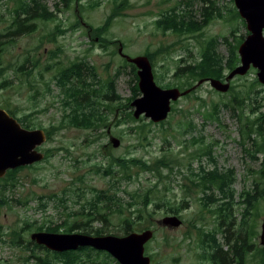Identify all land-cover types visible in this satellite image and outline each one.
<instances>
[{
    "label": "rangeland",
    "instance_id": "rangeland-1",
    "mask_svg": "<svg viewBox=\"0 0 264 264\" xmlns=\"http://www.w3.org/2000/svg\"><path fill=\"white\" fill-rule=\"evenodd\" d=\"M117 1H126V7L100 37L93 28L106 22L115 7V0H73L69 6H66V1L63 0H41L50 11L55 12V18L48 21L37 18L38 20L34 21L38 24L37 29L33 33L16 35L15 29L12 28L10 36L2 39L15 38L16 42L6 45L2 54L5 61L3 64L1 60L0 68L14 69L17 60L19 59V63L24 62L30 53V58L40 59V65L35 68L32 66L33 61L28 63L27 68L34 69L29 80L22 78L21 73L16 77L8 70L10 87L0 90V105L8 106L19 116L30 113L32 119L43 127L50 128L52 125H58L65 114L60 89L51 81L60 67L70 66L73 62L87 61L96 67L102 81L114 78L116 93L121 96L120 103L127 104L132 92L134 81H131L134 73L127 65V59L119 52L121 46L123 53L130 57L145 55L147 51L155 53L162 47L170 46L167 53L155 55V67L153 66L155 79L162 86L173 79L178 61L190 63L196 60L210 38L217 39V52L227 57L229 49L224 38L235 43V37L245 39L247 36V30L241 21L238 18H231L235 7L234 0ZM183 1L186 4H182L180 10L185 12L187 19V14H191L197 23L203 22L205 16L201 12L205 7L210 8L212 2L215 8H221L224 16L215 14L208 25L197 33L178 35L171 31L163 32L156 26L155 21L166 10ZM97 2L98 5L91 6ZM16 5V0H0V33L7 32V28L11 26L12 12ZM205 14L208 15L207 12ZM57 26L64 32L57 31ZM52 34L57 36L55 41H50ZM103 42H107L105 46ZM53 52H56L57 56L50 60ZM9 62L12 63L10 66ZM48 62L52 66L45 70ZM166 70L167 77L162 81L157 74L165 73ZM257 71L251 67L246 75L240 76L242 78L236 77L232 83L248 86L258 80ZM225 73L228 74L229 70L227 69ZM87 77L90 82L91 76L87 74ZM254 86L259 92L253 94L251 99L246 97L243 107L233 103L234 92L221 93L213 89L209 83H204L194 94L173 102L172 107L175 109L170 112L167 120L162 121L165 124L154 123L144 117L143 120L134 123L126 122L121 105L117 116L106 111L111 122L109 127L80 129L65 126L54 133L52 141L43 145L44 149H50L54 154L49 160H43L35 167L19 170L15 187L9 185L4 188L5 176L0 178V196L8 199V203L0 208V236L5 240V242L0 240V264H36L33 261L27 262V253L10 242L14 231L21 233L25 243L31 241V234L37 231L36 227L43 222L62 224L69 219L78 220L83 224L85 214L89 211L86 201L94 195L93 189H109L111 193L116 190L117 194L114 195L122 202L120 215L116 212L109 214L111 210H101L109 220L103 225L104 235L120 234L119 226L124 222L120 218L123 215L138 217L130 214L133 209L128 204L140 203L143 200L142 196L147 192L146 189L151 183L156 182L158 177L154 172L145 171L139 176H133V180H126L119 166L111 168L109 165L112 156L143 159L151 163L161 159L165 154L171 156L174 153L178 162L181 161L179 165L176 164L170 176L172 180L164 179L159 185V188H162L163 185L169 184L171 191L166 193L164 198L152 196L149 201L150 207L142 208L143 211L138 213L143 215L147 223H151L153 215L160 218L165 214V205L157 206L153 201L170 200L171 203L168 205L176 207L177 210L181 209L183 219L189 220L194 227L196 224L204 226L199 220L204 221L207 218L210 206L205 204L206 196L212 194L216 198L220 192L214 188H211L213 192L211 189L203 191L199 190V187L195 188L193 183L203 182L198 177L194 182L189 165L191 164L195 172H200L202 166L206 171L218 169L224 172L232 169L235 182L232 187L234 198L231 201L233 206L229 221L242 222L241 226L245 232L244 220L249 219L250 231L255 229L260 234L264 219V198L259 199L249 210L251 213L245 216L243 213L248 204L242 201L241 196L244 190L253 188L254 181H259V170L264 160V152L257 151L262 141L258 130L262 131L264 136V85L259 82L254 83ZM222 102H228L229 106H224ZM215 103L221 104L218 120L209 117V114L213 113ZM115 117L121 121L119 126L113 124ZM248 120L250 128L254 129L249 140L242 134L243 126ZM111 136L121 140L118 147L110 143ZM195 140L201 142L194 143ZM203 151H208V154H203L201 158L193 156ZM249 152L254 153V158ZM210 156L215 160L214 163L211 162ZM111 169L116 170L114 176L107 173ZM137 169L135 167L133 170ZM164 170L165 174H169L168 169ZM113 182L115 189L111 188ZM187 187L193 188L191 197L185 194L184 190H188ZM55 195L59 196L51 197ZM63 195H66L67 199L65 205L60 201ZM183 198L191 200L186 207H180ZM201 199L203 202L200 203ZM116 208L112 207L114 211ZM148 211L153 214L147 215ZM26 223H29L30 227H27ZM93 224L95 228L101 226L97 222ZM134 224L139 225V220ZM82 228V226L76 228L73 232H81ZM180 236L181 233L171 230L157 233L145 246L146 254L152 258L151 264H199L200 249L194 247L199 238L194 233L187 239ZM257 240L260 241L259 235ZM37 251L46 257L44 251ZM258 256L261 260V253H258ZM49 257L52 258L51 255Z\"/></svg>",
    "mask_w": 264,
    "mask_h": 264
},
{
    "label": "trees",
    "instance_id": "trees-1",
    "mask_svg": "<svg viewBox=\"0 0 264 264\" xmlns=\"http://www.w3.org/2000/svg\"><path fill=\"white\" fill-rule=\"evenodd\" d=\"M66 1V6H69L70 3L73 0H63ZM207 1V0H206ZM16 7L12 12V19L13 23L11 26L7 28L8 31H11L12 28L15 29L14 33L17 34H23V33H33L37 29V22H34L35 20H38L37 18H41L43 21L52 20L55 18V12L50 11L49 8L41 2V0H16ZM99 2L92 4L91 6L98 5ZM186 4L184 1L179 2L177 5L173 6L172 8L166 10L164 13L161 14V17L155 21L156 26L161 29L163 32L171 31L178 35L183 34H192L197 33L199 31H202L203 28L208 25V23L211 21V19L214 17L215 14L223 17L221 8H215L214 2H212L210 8H203L204 11L201 12L205 17L202 23H197L196 20H194V17L191 14L188 15V19L186 18V14L184 11H181V5ZM190 4V3H189ZM189 4H187L189 6ZM192 4V3H191ZM126 7V1H117L115 0V7L112 11V13L108 16L106 19V22L103 25H100L96 27L93 30L96 31V34L100 37L102 34L107 31L109 26L111 25L113 19L121 14V11ZM216 11V13H215ZM208 13L206 16L205 13ZM232 12V11H231ZM231 15V13H230ZM240 15L237 11V9L234 7L231 18H238ZM228 19V18H227ZM57 31L64 32L61 27L57 26ZM235 31L232 32L234 35ZM246 34H248V31H246ZM7 37L8 34H5ZM10 36V35H9ZM3 34L0 33V64L2 59L3 51L6 49V45L8 43L14 44L16 42V39L11 38L10 40H3L2 39ZM56 34H52V40H56ZM236 42L233 43L229 41L228 38H224V42L228 45L229 49V55L227 57H223L221 54L217 52V46L218 41L216 38H210L206 41L204 46L202 47V51L198 58L190 63H184V60L178 61V64L176 66V70L173 76L172 80H169L167 84H163V87H179L181 90H185L188 88H191L196 84L197 81L200 79H206V78H218V79H224L227 74L225 71L228 69L229 71L235 68L240 61V57L238 55V47L243 42V37H235L234 39ZM105 43V44H104ZM107 42H103V45L105 46ZM108 43H111V41H108ZM113 43V42H112ZM169 47L167 46L165 48H160L158 51L151 52L147 51L145 55L149 56L151 59L153 66L155 67V55L157 53H167L169 51ZM39 49V46L36 47V50ZM30 54H28L24 60V62L20 63V73L22 75V78L24 79H30V77L33 75V68H27L28 63L30 61L32 62V66L37 68L40 65V59H33L30 58ZM57 56L56 52H53L51 54V59ZM226 58V59H225ZM183 61V62H182ZM127 65H129L132 68V71L134 73V78L131 82H133L132 85V92L131 96L128 98L127 104H121V96L116 93L115 90V80L114 78H109L106 81H102L101 78H99V74L96 71V67L92 64H89L87 61L82 60L78 62H73L70 64V66L66 67H60L56 74L53 75L51 78V81L55 82V84L59 87L60 93L63 97V108L65 111V114L63 115L62 121L58 125H52L50 128L43 127L39 122H36L35 119H32L30 116V113H25L21 116H19L14 110H11V113H13L18 120L21 122V124L29 129H35V128H43L47 133V142L50 143L53 139V134L62 129L65 126H72L80 129H95V128H101V127H109L111 122L109 121L108 113L106 111H110L112 113H115V116H117L118 110L121 108V105L123 106V113H124V120L126 122H136L143 120L142 118L137 120L133 116V111L131 107V101L134 100L136 97L140 95V90L138 86V75H137V68L134 64L129 63L126 60ZM4 64V61H3ZM12 63L9 62L8 66H10ZM52 64L48 62L46 66L44 67L45 70H48ZM8 70L5 68H0V76L3 77L1 84L5 85V87H10L8 83ZM155 72V70H154ZM87 74L91 76L90 82H88ZM159 79L162 81L166 79L167 77V70L165 73H158L157 74ZM156 76V75H155ZM239 78H242L238 76ZM233 82V81H232ZM255 84H259V80H255L250 85H240L238 83H232L229 92H234L233 96V103H236L237 106H244V102L246 97H249L251 99L253 94H257L259 90H256L254 87ZM264 89V88H263ZM50 90V88H49ZM197 89L193 90L191 93L187 94L185 97H189L191 94H194ZM224 106H229L228 102H222ZM220 103H215L213 106V113L209 114L210 118L219 119L218 117V111ZM175 108L172 107V111ZM114 125L119 126L121 121L118 117L114 118ZM248 120L247 124L243 126L242 134L244 138H247V140L251 139L253 130L250 128L251 124ZM165 124L164 122H162ZM147 124V123H143ZM191 129V128H190ZM189 129V130H190ZM188 130V131H189ZM259 134L262 137L261 143H259V147L257 151H263L264 152V136L262 131L258 130ZM201 142V140H195V142ZM42 150L44 148H41ZM45 152V161L49 160V158L54 155L50 149H44ZM208 154V151H203L201 154L195 153L193 156L201 158L203 154ZM250 156L254 158V153L249 152ZM211 162H215L213 157L210 156ZM177 162V163H176ZM181 161L178 162V158L176 159V155L173 153L171 156L162 157L161 159H157L151 163H149L146 160L143 159H137V158H127L125 156L122 157H114L112 156L110 166L111 168L115 166H119L121 168V171L123 173V177L126 180H133V176H139L141 172L150 171L154 172L158 177V182L151 183L149 187L146 189L147 192L142 196L141 199H143L140 203L139 202H129V207H132V211L130 212L133 216L138 217H127L122 216L120 219L124 221L126 225L134 224L136 220H143L140 221L139 224L146 223L145 218L143 215H138V213L142 212V208H149L150 204L149 201L151 200L152 196L155 198L161 197L164 198L165 194L171 191V186L168 184L167 186H164L162 188H159L160 183H163L164 179L167 181H171V175L174 172V168L177 165H179ZM39 164V163H37ZM34 165L29 166H21L16 169H11L9 172H7L6 176L3 178L4 188L7 186H13L15 187L18 182L17 172L21 169H24L26 167H35ZM137 167V171H134L133 169ZM191 168L190 172L193 176L194 182L196 180V177H198L203 183L211 182L212 187H220V190L225 195L224 197L229 198L231 201H233L234 198V191L232 190V187L234 185V171L232 169L225 170L224 172L219 171L218 169L212 170V171H206V169L203 167L200 172H195L192 170L191 164L189 165V169ZM169 170V174H165V170ZM99 172V170H98ZM116 170L111 169L107 173H110L109 175L114 176ZM259 181H254L255 188H252L251 190H244L241 193L242 201H246L248 206L247 209L244 211L243 215H247L251 213L249 210L253 208L259 199L264 198V160L261 163V168L259 170ZM1 185V184H0ZM198 184L195 182L194 187L197 188ZM112 189H115V182L111 185ZM189 191L192 192V188H188ZM194 191V190H193ZM198 190H195L197 192ZM94 195L86 201L87 206H89V211L85 214V220L84 223L81 224L78 222V220H66L62 224H54L53 222H43L41 225L36 227L37 231H49V232H60L63 230V232H73L76 228L83 227L81 232L86 234H92V235H103L104 229L103 227H93V223L99 222L100 225H103L104 222L108 221V218L106 215L104 216L101 212L102 209L104 210H111L109 212H116L120 215L122 213V210L120 209V206H122V202L117 198L115 195L117 194V191L111 193V190H97L93 189ZM194 192V193H195ZM115 193V195H114ZM59 195L51 196V197H58ZM66 195L61 196L60 201L64 203L67 202V199L65 198ZM131 197H135V195H131ZM209 197V196H208ZM207 197V198H208ZM212 197V196H211ZM145 198V200H144ZM229 201L227 205H225V208H222L227 214L228 217L232 214V202ZM8 203V199L1 195L0 196V208ZM141 205L142 207H138ZM45 206V205H44ZM115 206V209H112V207ZM158 206V205H157ZM123 208V207H122ZM137 209V210H136ZM136 210V211H135ZM166 211L170 213H175L177 211V208L171 205H168L166 207ZM153 213L151 211H148L147 215H152ZM230 220V219H229ZM250 220L246 219L244 220V226H245V233L249 230L250 231ZM27 227H30L29 223H26ZM26 227V228H27ZM128 232V231H127ZM252 232V231H251ZM1 235V232H0ZM240 238V237H239ZM237 238L234 247L238 245V242H240V239ZM0 240L5 242V240L0 236ZM245 247L244 250L245 255H247L248 250L246 247L247 240L244 236L242 239ZM11 243L19 246L23 251L27 253L26 260L33 261L36 264H55V262H61L63 264H119L109 253L105 251L96 250L92 247H85L80 248L75 251H66V252H54L42 245H38L33 241H26L23 242L22 235L19 231H14L13 239L10 241ZM212 242H214L211 246L214 247L215 240L212 239ZM204 244H206L204 240ZM216 246V245H215ZM237 248V247H236ZM37 250L44 251L46 253V257L41 256ZM232 252L229 251V255ZM49 255L52 256V258L49 257ZM236 255V253H235ZM207 256L205 257V259ZM205 261V260H203Z\"/></svg>",
    "mask_w": 264,
    "mask_h": 264
},
{
    "label": "water",
    "instance_id": "water-1",
    "mask_svg": "<svg viewBox=\"0 0 264 264\" xmlns=\"http://www.w3.org/2000/svg\"><path fill=\"white\" fill-rule=\"evenodd\" d=\"M234 2L240 15L246 20L249 34L238 49L240 63L224 79H200L194 86L185 90L179 87H163L155 79L154 67L149 56L130 57L123 53L121 46L120 54L136 66L139 78L138 86L141 94L131 102L135 119L144 117L155 123L167 120L173 102L204 83H209L218 92L227 93L232 81L238 76L246 75L252 66L258 70L257 78L264 85V0H234ZM46 141L47 134L43 128H26L6 109L0 107V178L10 169L43 161L45 153L39 148ZM110 142L114 147H118L121 140L111 136ZM163 223L177 226L181 223V219L176 215H168L163 219ZM153 235L151 229L140 233L132 232L125 236L35 231L31 234V241L54 252L92 247L108 252L119 264H151V257L145 253V245ZM259 237L261 245L264 246V219Z\"/></svg>",
    "mask_w": 264,
    "mask_h": 264
},
{
    "label": "flooded vegetation",
    "instance_id": "flooded-vegetation-1",
    "mask_svg": "<svg viewBox=\"0 0 264 264\" xmlns=\"http://www.w3.org/2000/svg\"><path fill=\"white\" fill-rule=\"evenodd\" d=\"M236 7V6H235ZM237 9V8H236ZM238 11V9H237ZM239 13V11H238ZM240 15V13H239ZM238 19L241 21V24L246 28L248 31L246 20L240 15ZM13 21V19H12ZM13 23V22H12ZM236 30V29H235ZM3 37L5 38V34L10 35V31H7L5 33H2ZM15 36V35H13ZM15 39V38H14ZM6 39H4L5 41ZM10 40V39H9ZM15 44V43H14ZM3 61L4 57L2 56ZM2 61V62H3ZM15 61V60H14ZM16 62V61H15ZM9 72H12L14 76L18 77L20 74V63L19 59L17 60V63L14 66V69L9 70ZM3 77L0 76V90L7 89L8 87H5V85L1 84ZM0 107L6 109L13 117L17 118L13 113H11V108H9L6 105L1 104ZM18 119V118H17ZM203 166L201 167V169ZM200 169V170H201ZM9 172V171H8ZM201 173V171H200ZM194 186V183H193ZM211 182L206 183H200L198 184L197 188L199 190L207 191L208 189L214 188L217 190V192H220V195H218L216 198L212 196V194H208L206 197L207 201L205 204H208L209 209L207 211V218L202 221L201 219L199 221L204 223V226H199L198 224L193 226V224L187 220L183 219V214L181 209L177 210L175 213L166 212V207L169 203H171L170 200H162V201H153L155 205H159L161 207H165L163 209V212L165 210V214H162L159 217L157 215H153L151 223H144V224H131L126 225L124 222H122V226H119L120 234H112V235H118V236H125L132 232H143L145 230L151 229L153 230L154 236L157 233H165L174 231L176 233H181V238H190L191 235L197 236L199 240H197L196 245L194 247H198L200 249L199 252V258L200 263L199 264H264V246L260 244V241L258 239V234L255 229L251 231H247L246 233L243 230V227L241 226L242 222H235L234 220L229 221V217L227 216L226 212L222 210V208H225L227 203L231 201L229 198L224 197L225 195L220 190V187H212ZM189 187H187L188 189ZM192 188V187H191ZM255 188V185L253 186ZM193 189V188H192ZM213 192V189H211ZM185 194L191 197L192 193L189 190H184ZM212 196V197H211ZM175 200V199H174ZM180 201V200H179ZM191 200L189 199H182L181 200V206L186 207V205H189ZM203 202V200H200V203ZM152 203V202H151ZM162 209V208H160ZM183 209V208H182ZM209 214V215H208ZM168 215H176L181 219V223H179L177 226H171L163 223V219ZM200 218V217H199ZM109 221V220H108ZM144 221L143 220H139ZM99 223V222H97ZM106 222H104L105 224ZM100 224V223H99ZM103 224V225H104ZM236 224V225H235ZM103 225H101L103 227ZM94 226V225H92ZM100 226V227H101ZM97 228V227H96ZM104 229V228H103ZM128 231V232H127ZM104 235V234H103ZM109 235V234H105ZM246 237L247 240V250L248 253L245 255L244 250V243L242 241L243 237ZM240 237V238H239ZM239 238L240 242H238V245L234 247L236 239ZM212 239L215 240V245L212 247L211 245L214 243L212 242ZM204 240L206 244H204ZM101 251V250H100ZM229 251L232 253L229 255ZM106 252V251H105ZM108 253V252H107ZM236 253V255H235ZM258 253H261V260H259ZM207 258L205 259V257ZM258 257V259H257ZM114 258V257H113ZM152 259V258H151ZM247 259V260H246ZM257 259V261H255ZM205 260V261H203ZM260 261V262H259Z\"/></svg>",
    "mask_w": 264,
    "mask_h": 264
}]
</instances>
